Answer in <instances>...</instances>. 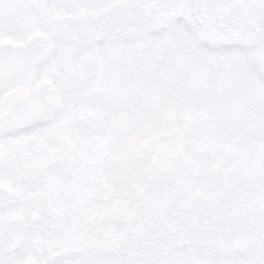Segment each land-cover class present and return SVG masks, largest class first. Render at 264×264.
Instances as JSON below:
<instances>
[{
	"label": "snow or ice",
	"instance_id": "1",
	"mask_svg": "<svg viewBox=\"0 0 264 264\" xmlns=\"http://www.w3.org/2000/svg\"><path fill=\"white\" fill-rule=\"evenodd\" d=\"M14 2L22 14L14 25L19 27L27 20L23 14L46 10L60 0ZM95 2L82 0L85 8ZM3 3L0 0V10ZM103 3L110 15L90 19L67 31L63 42H52L53 54L61 63L79 62L84 55L96 66L113 68L110 93L114 95L101 110L107 113V118L101 116V123L112 130V136L103 143L94 142L91 152L73 156L69 188L78 190L80 197L67 206L78 213L77 220L98 224L101 213L96 201L114 199L122 191L117 178L133 182L139 192L151 194L157 209L152 223L159 230L152 250L137 262L99 259L93 253L96 238L74 233L72 246L63 252L49 251L29 260L8 256L0 240V264H264V15L258 21L255 38L250 40L226 15L229 0ZM255 3L264 13V0ZM3 27L0 11V29ZM3 68L0 59V88ZM17 69L19 78L9 85L23 102L17 125L33 121V135L55 133L60 123L72 118L71 104L66 105L64 121L47 126L43 112L24 107L31 99L35 77L28 71L23 53L17 55ZM177 83L204 101L184 112L186 128L199 126L193 139L194 151L172 169H165L155 159L141 167L132 155H143L140 142L130 134V129L141 124V114L131 102ZM73 88L78 93L84 91L79 84ZM250 92L258 95L260 103L256 129L259 146L253 162L258 188L247 197L255 209L248 224L242 220L237 204V164L226 157L239 138L227 130L230 105ZM10 119L0 106V147ZM114 146H119L118 150ZM207 150L214 152V159L200 160L198 153ZM162 181L167 187L161 190L158 185ZM225 225L235 226L238 233L230 243L223 238ZM193 238L198 244L206 241L215 245L214 252L194 247ZM102 242L118 241L112 237Z\"/></svg>",
	"mask_w": 264,
	"mask_h": 264
},
{
	"label": "rangeland",
	"instance_id": "2",
	"mask_svg": "<svg viewBox=\"0 0 264 264\" xmlns=\"http://www.w3.org/2000/svg\"><path fill=\"white\" fill-rule=\"evenodd\" d=\"M0 11L4 19V27L0 29V59L4 65L0 106L11 117L0 147V240L6 254L13 259H36L49 251L63 252L72 246L74 233H87L98 241L93 249L97 258L139 261L151 252L159 230L152 223L157 209L150 193H141L133 182L117 178L122 191L114 199L96 201L101 213L98 224L77 220L78 213L67 206L80 197L78 190L69 188L73 156L91 152L94 142L103 143L112 136V130L101 123L102 115L107 118V113L101 110L114 95L110 93L113 68L96 66L84 55L79 62L61 63L53 54L52 42L61 43L67 31L111 13L103 0H96L87 8L82 0H60L46 10L23 14L26 22L15 27L22 14L14 0H4ZM18 53L27 58L28 71L35 77L31 99L24 107L43 112L50 127L65 120L66 105L71 104L72 118L60 123L53 134L33 135V121L19 126L16 123L23 115L20 110L23 102L9 85L19 78ZM74 84H79L83 93H78ZM131 103L142 121L130 129L143 152L139 157L132 154L139 166L155 159L165 169H172L194 151L193 139L199 126L186 128L184 112L204 103L200 96L177 83L141 95ZM259 103L254 92L235 101L230 105L227 126L228 131L239 135L226 159L237 164L240 178L237 204L242 220L248 224L255 209L247 197L258 188L253 162L259 146L256 135ZM114 147L118 150L119 146ZM198 158L214 159V152L201 151ZM166 187L163 181L158 185L161 190ZM224 227L223 238L230 243L238 233L235 226ZM112 237L117 238L116 244L102 242ZM193 239L194 247L214 252L215 245L206 241L198 244Z\"/></svg>",
	"mask_w": 264,
	"mask_h": 264
},
{
	"label": "flooded vegetation",
	"instance_id": "3",
	"mask_svg": "<svg viewBox=\"0 0 264 264\" xmlns=\"http://www.w3.org/2000/svg\"><path fill=\"white\" fill-rule=\"evenodd\" d=\"M229 3L226 15L244 30L250 40L254 39L258 32V21L264 15L255 0H229Z\"/></svg>",
	"mask_w": 264,
	"mask_h": 264
}]
</instances>
